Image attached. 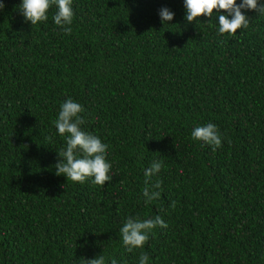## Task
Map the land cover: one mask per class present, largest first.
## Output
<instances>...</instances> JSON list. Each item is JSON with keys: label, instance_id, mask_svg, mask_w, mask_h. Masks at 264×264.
<instances>
[{"label": "trees", "instance_id": "16d2710c", "mask_svg": "<svg viewBox=\"0 0 264 264\" xmlns=\"http://www.w3.org/2000/svg\"><path fill=\"white\" fill-rule=\"evenodd\" d=\"M0 3V264H264V14L221 35L215 11L188 23L184 0H72L65 34L55 5L32 26L22 0ZM69 98L108 145L104 186L56 175ZM208 123L215 151L191 137ZM156 216L167 228L128 252L126 220Z\"/></svg>", "mask_w": 264, "mask_h": 264}, {"label": "clouds", "instance_id": "9594fccd", "mask_svg": "<svg viewBox=\"0 0 264 264\" xmlns=\"http://www.w3.org/2000/svg\"><path fill=\"white\" fill-rule=\"evenodd\" d=\"M72 0H22L20 12L32 26L44 22L48 19L47 12L51 6L55 5L57 11L53 16L54 23L59 26L65 34H70V25L73 19L71 8ZM186 9L185 19L188 23L197 21L204 16L211 18L214 11L218 13V32L223 34H235L238 29L249 26V17L243 14L242 10L254 11L264 14V4L260 0H241L237 5L236 0H184ZM5 4L0 3V11H3ZM221 12L226 14H220ZM163 24L170 22L174 18V13L163 8L159 11ZM231 17V18H229ZM84 111L81 104L71 98L64 101L60 106L58 118L54 121L58 134L66 139V148L58 153V162L55 165L56 175L64 176L66 180L83 183L88 178L96 185L104 186L106 182L112 180L109 175L112 165L106 161L108 145L102 143L101 139L91 133L81 130V125L85 123L81 117ZM194 141H202L204 144L212 146L213 151L221 146V135L212 123L198 126L191 132ZM83 155L77 157L76 152ZM162 162L155 161L151 167L144 171L143 196L145 203H151L160 197L158 191L162 181L153 180L161 171ZM167 228V224L160 216L141 221L139 218L129 217L120 229V238L128 252L142 248L149 239V234L155 227ZM149 257L142 253L139 264H147ZM86 264H105L102 255L86 260ZM114 264V262H113Z\"/></svg>", "mask_w": 264, "mask_h": 264}]
</instances>
